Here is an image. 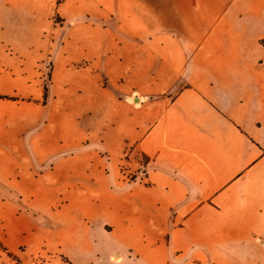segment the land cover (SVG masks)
I'll use <instances>...</instances> for the list:
<instances>
[{
    "label": "crops",
    "instance_id": "crops-1",
    "mask_svg": "<svg viewBox=\"0 0 264 264\" xmlns=\"http://www.w3.org/2000/svg\"><path fill=\"white\" fill-rule=\"evenodd\" d=\"M64 18L51 105L46 47L23 67L39 91L0 94L10 219L72 264H264V0H67Z\"/></svg>",
    "mask_w": 264,
    "mask_h": 264
},
{
    "label": "rangeland",
    "instance_id": "rangeland-1",
    "mask_svg": "<svg viewBox=\"0 0 264 264\" xmlns=\"http://www.w3.org/2000/svg\"><path fill=\"white\" fill-rule=\"evenodd\" d=\"M66 2L0 0V94L21 98L38 90V87H27L29 77L26 74L29 71L25 72L23 67H29L31 61L40 56L46 47L45 59L37 67L43 80L40 84L46 95L45 104L51 105L55 55L70 31V23L64 18ZM127 159L123 158V161ZM44 168H48V165ZM129 169L123 164L122 172H128ZM136 178L129 174L131 182ZM6 204L0 199V264H72L70 257L52 244L54 234L24 229L22 221H17L15 217L10 219ZM42 223L40 221L39 224ZM70 225L69 222L67 227Z\"/></svg>",
    "mask_w": 264,
    "mask_h": 264
},
{
    "label": "trees",
    "instance_id": "trees-1",
    "mask_svg": "<svg viewBox=\"0 0 264 264\" xmlns=\"http://www.w3.org/2000/svg\"><path fill=\"white\" fill-rule=\"evenodd\" d=\"M264 43V42H263ZM0 99H4V97L0 96Z\"/></svg>",
    "mask_w": 264,
    "mask_h": 264
}]
</instances>
